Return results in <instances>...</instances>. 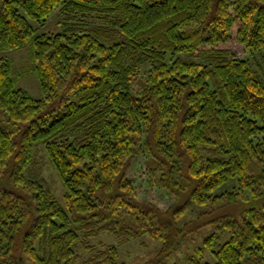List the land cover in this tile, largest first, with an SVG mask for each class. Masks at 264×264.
Wrapping results in <instances>:
<instances>
[{
    "label": "trees",
    "instance_id": "obj_1",
    "mask_svg": "<svg viewBox=\"0 0 264 264\" xmlns=\"http://www.w3.org/2000/svg\"><path fill=\"white\" fill-rule=\"evenodd\" d=\"M56 9L99 23L38 33ZM27 44L41 98L0 55V264H122L143 236L166 264L218 200L250 205L186 264H264V0H3L0 51ZM37 145L63 203L26 174Z\"/></svg>",
    "mask_w": 264,
    "mask_h": 264
},
{
    "label": "rangeland",
    "instance_id": "obj_2",
    "mask_svg": "<svg viewBox=\"0 0 264 264\" xmlns=\"http://www.w3.org/2000/svg\"><path fill=\"white\" fill-rule=\"evenodd\" d=\"M3 0H0V6ZM66 14L60 10H54L51 17L43 25L29 19L33 26H37L38 33L59 32L68 25V23H79L80 25L92 26L99 23L93 17L77 16L73 19L65 18ZM0 55L5 56L13 62V77L15 78L16 85L25 89L33 98L43 97L42 90L32 71V47L27 44L21 48L5 49L0 51ZM147 65H143V69ZM60 112L55 110L53 117L55 118ZM27 175H35L44 178L50 186L56 198L63 203L62 194L64 192L61 180L53 170L48 158L44 152L42 145H37L34 152V162L26 170ZM237 185V178H231L214 192L219 194L221 192L231 190ZM162 194V193H161ZM164 196V195H163ZM246 204V203H245ZM246 205H239L238 203H226L225 201L218 200L217 202L208 205H193L179 219V225H183L188 221H199L200 227L189 235L184 236L178 243L176 250L166 259V264H186V256L193 255L196 248L202 245L204 238L212 233H218L221 237V242L225 241L229 233H222L218 228V218L224 214H238L239 211ZM207 212H209L207 214ZM92 245L96 248L101 247V243H112L118 245L117 238L107 232H102L98 236L92 238ZM160 248V242L154 241L148 236H143L137 239H130L129 241L118 245L119 261L122 264H146L147 261L153 259ZM83 257H88L90 254L87 251L81 252Z\"/></svg>",
    "mask_w": 264,
    "mask_h": 264
}]
</instances>
